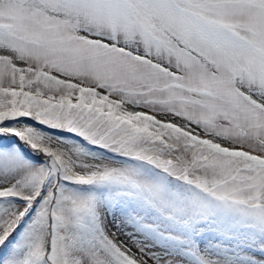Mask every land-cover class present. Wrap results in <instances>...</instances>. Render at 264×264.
<instances>
[{
    "label": "snow or ice",
    "instance_id": "6c2138e0",
    "mask_svg": "<svg viewBox=\"0 0 264 264\" xmlns=\"http://www.w3.org/2000/svg\"><path fill=\"white\" fill-rule=\"evenodd\" d=\"M0 264H264V0H0Z\"/></svg>",
    "mask_w": 264,
    "mask_h": 264
}]
</instances>
